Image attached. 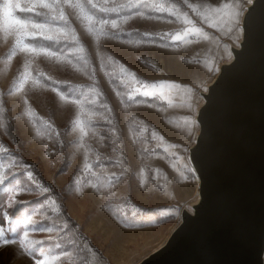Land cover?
<instances>
[{
	"label": "rangeland",
	"instance_id": "374dc122",
	"mask_svg": "<svg viewBox=\"0 0 264 264\" xmlns=\"http://www.w3.org/2000/svg\"><path fill=\"white\" fill-rule=\"evenodd\" d=\"M249 1L239 0V38L233 39L222 35L219 28L204 23L188 9L184 0H132L134 6L122 9L121 14L139 11L145 15L122 24L123 32L115 37L101 40L99 52L104 59L103 69L96 55L95 41L77 23L78 35L90 62L87 74L39 57L36 65L61 82L54 85L51 81H42L49 85L48 88L27 83L18 91L25 57L17 51L9 60L14 38L0 33V107L3 108L0 146L7 149L0 152V163L15 164L10 180L24 189L17 197L22 203L7 209L11 219H0V226L5 229L16 225V232L6 231V238L17 241L8 245L0 243V264H35L36 259L46 255L60 256L57 264H136L165 243L181 219V208H189L198 197L194 169L188 158L189 147L199 129L195 119L197 108L203 101L201 93L207 90L208 83L217 73L219 60L226 55L228 46L225 50V45L228 42L234 46L239 44L242 17ZM117 2L127 3L128 0ZM222 2L226 0H189L195 5L218 6ZM160 6L164 9L175 6L180 13L188 12L210 39L195 35L187 38L190 43L173 39L183 35L187 25L168 11L159 10ZM101 15L116 17L115 13ZM148 16L160 19H147ZM217 36L220 37L218 47L213 43ZM61 48L68 50L65 42L55 45V50ZM210 48L215 51L211 59L207 56ZM120 65L135 74L139 83L131 86L122 83ZM91 68H95L94 74ZM161 83L191 88L192 92L187 93L191 100L182 98L175 89L168 92L167 87L166 97L159 93L148 97L137 93L132 101L127 98L133 86L151 88L159 87ZM51 87L64 93L73 89L79 97L72 96L74 93L69 97L84 100V107L96 113L88 122V135L83 141L79 129L73 125L79 110L61 101ZM92 88L96 91H89ZM117 91L120 96L116 95ZM186 116L195 120L190 131L183 119ZM108 120L112 121L111 125ZM8 121L16 125L24 140L19 143L21 148L10 135ZM112 127L115 133L110 130ZM153 131L163 137V141L152 139ZM171 144L179 147L166 151L165 146ZM144 147L149 152H143ZM63 148L68 152L65 167L62 165ZM86 155L88 162L93 164L95 175L84 171ZM117 159L122 160V166L116 164ZM173 163L179 172L172 167ZM24 165L33 172L36 184L49 188V193L40 195L36 184L27 178ZM125 169L127 171L119 180L110 175L120 176ZM110 180L113 186L109 189ZM90 183H96L105 195L101 196ZM109 191L114 195H109ZM6 199L7 194L0 192V212L6 209ZM49 200H54L55 205L48 203ZM53 207H58L59 211L54 212ZM37 212L39 215L34 214ZM29 215L33 216L37 228L36 231L29 230V238L40 241L33 245L32 255L25 253L19 244L24 230L19 222ZM60 215L64 216L60 219ZM142 217H150L153 224L134 226V222ZM65 223L68 228L73 227L75 233L66 232L68 228L59 235L38 230L41 226L60 228ZM70 238L78 240L68 245ZM65 252L70 255H63Z\"/></svg>",
	"mask_w": 264,
	"mask_h": 264
},
{
	"label": "water",
	"instance_id": "95a60500",
	"mask_svg": "<svg viewBox=\"0 0 264 264\" xmlns=\"http://www.w3.org/2000/svg\"><path fill=\"white\" fill-rule=\"evenodd\" d=\"M241 28L197 108L198 197L136 264H264V0L246 5Z\"/></svg>",
	"mask_w": 264,
	"mask_h": 264
},
{
	"label": "snow or ice",
	"instance_id": "6c2138e0",
	"mask_svg": "<svg viewBox=\"0 0 264 264\" xmlns=\"http://www.w3.org/2000/svg\"><path fill=\"white\" fill-rule=\"evenodd\" d=\"M140 2V0H137ZM184 4L187 5L188 9L191 10L196 16L204 23L210 24L211 28H219L222 35L232 36L233 39H238V33L240 29V11L241 5L239 0H226V2L220 3L218 6L211 4L205 5H195L189 3V0H184ZM132 0H128L127 3L117 2V0H0V33L5 34L8 37L14 38V48L12 55L9 56V60L16 55L17 51L22 53L25 57V62L23 65V72L20 74L21 82L18 88L22 90L24 85L31 83L33 87L48 88L49 85L42 81H51L54 85H59L61 82L54 80L51 76L47 75L44 70H42L38 65H36V60L39 57L45 58L47 61L64 64L71 66L72 69L76 71H82L87 74V70L90 67V62L86 59V48L81 42V39L78 35V30L76 24L86 31L88 36L95 41L97 46L96 55L100 59V67H104V59L99 52V47L101 40L103 38H112L115 37L118 33L123 32L121 28L122 24L128 23L136 16L143 17L145 14L143 12H134L129 15L121 14V10L124 8L133 7ZM203 9V10H201ZM161 11H168L171 15L175 16L177 20H182L183 24L187 25L184 28L183 35H176L173 37L175 40H184L186 43H190L187 38L190 36H203L205 40H209V35L203 31L202 28L196 26V22L189 16L188 12L180 13L178 9L173 6L169 9H164L163 6H160ZM115 13V18H108L102 16L101 14ZM37 17H43L42 20L37 19ZM147 19H160V17L148 16ZM149 35V33H145ZM220 37H215L213 43L218 47V41ZM45 42H51L46 44ZM61 42L66 43L68 48L65 51L63 48L55 50V45L60 44ZM70 42V43H69ZM165 47V45H161ZM225 50H227V45H225ZM109 60L112 58L109 57ZM209 66L211 61L208 62ZM92 73H95V68H91ZM120 80L122 83H127L131 85L138 84L139 81L136 80L135 74L130 73L123 65H120ZM107 75V73H105ZM167 87L168 92H171L173 89L181 95L182 98H185L190 101L191 96H188L187 93L192 92L191 88H181L179 84H165L161 83L159 87L153 86L147 88L143 85L140 87H131V90L128 93V100L132 101L137 93H142L143 96H156L157 93L161 97H166L165 88ZM206 90V89H205ZM51 91L56 93L59 96L60 100L75 106L79 111L77 118L73 121L74 127L79 129L80 139L83 141L84 137L88 135L89 131V121L92 119L96 113L87 110L84 107V100L74 99L65 95L63 91L58 90L57 87H51ZM91 92H95L94 88L89 89ZM99 95V93H97ZM117 96H120L119 91L116 92ZM25 104L28 103L27 98H25ZM94 102V101H93ZM171 103V101H170ZM151 107L152 105H148ZM106 107V106H105ZM188 107L191 108V104L188 103ZM110 110V109H109ZM3 112V108L0 107V113ZM29 116L32 115V110L29 107L28 111ZM185 121V126L191 129V126L195 124V120L190 116L183 117ZM108 123L111 125L112 121L108 120ZM115 133V128L110 129ZM39 133V129H37ZM152 139L163 141V137L158 136L155 131L152 133ZM84 147L83 143L80 145ZM179 147L176 144L166 145L165 150L174 149ZM116 149L114 148L113 151ZM186 150V149H185ZM7 149L3 146H0V152H6ZM143 152H149L147 147L142 149ZM170 155H175V153H170ZM99 159V157H97ZM116 164L122 166L123 162L120 159L116 160ZM15 167L14 163L5 165L0 163V192L7 194L6 199V209L0 212V219L3 221H8L11 219L9 211L7 209L13 208L15 205L22 203L18 200L17 197L24 192V189L18 185H14V182L10 180V177L13 176V169ZM29 166L24 165L23 170L26 171L27 178L36 184L33 172L27 170ZM172 167L176 169L177 172L180 170L176 168L175 163L172 164ZM85 172H89L93 175L95 173L93 170V164L88 162L87 155L85 156V162L83 164ZM127 169L124 172L120 173V176H117L115 173L110 174L112 177H115L119 180ZM159 175V169L156 170ZM183 175V173H180ZM7 182V183H6ZM143 182V180H142ZM39 189L41 196L49 193L50 189L43 187L39 184H36ZM111 180L109 181V189L112 187ZM90 187L96 189L97 192L104 196L105 192L96 183H90ZM164 187V185H162ZM109 195H114L109 191ZM48 203L55 205L54 200H49ZM43 207V205H41ZM54 212L59 211L58 207H53ZM39 215V213H34ZM23 226V235L19 239L20 247L24 249L25 253L32 255L33 245L39 244V240H33L29 238V230L36 231L37 228L34 226V219L32 215L26 216L21 222ZM69 226L65 223L62 227L57 228L55 226L49 227H39L40 232L53 233L55 232L59 235L61 232H64ZM6 231L16 232V225H13L9 229L0 226V243L4 245L15 244L16 240H10L6 238ZM74 243V241H72ZM63 255L68 256L70 253L65 252ZM60 256H44L43 259H36L35 264H57L60 261Z\"/></svg>",
	"mask_w": 264,
	"mask_h": 264
},
{
	"label": "trees",
	"instance_id": "16d2710c",
	"mask_svg": "<svg viewBox=\"0 0 264 264\" xmlns=\"http://www.w3.org/2000/svg\"><path fill=\"white\" fill-rule=\"evenodd\" d=\"M65 89H66V86L63 85V90L65 91ZM73 91H74L73 89L69 88L68 91L65 92V93L68 96H70V95H72L74 93L72 96H74L75 98L76 97H79V95L77 94L78 92H73ZM8 124H9V132H10V135L15 140V144L21 148V146H20L19 143L24 141L23 138H22V136H21V134L18 132V129H17L16 125L13 122L8 121ZM64 148H63V152H62L63 155H64V156H62V157H64L62 165H64V167H65V165L67 164L68 152ZM64 167H63V169H64ZM57 196H59L60 199H61V201H62V197L60 195H58V194H57ZM62 216H64V215H60L58 218L61 219ZM150 217L149 218L142 217L140 220L134 222V224H135L134 226H140V227H142V226H150L151 224H153V222L151 221V218ZM66 232L75 233V231L73 230V227H71V226H70V228H68V231H66ZM77 240L78 239L70 238V242H67L66 244L73 245L72 241L76 242ZM73 248H75V247H73Z\"/></svg>",
	"mask_w": 264,
	"mask_h": 264
},
{
	"label": "crops",
	"instance_id": "0c3cea01",
	"mask_svg": "<svg viewBox=\"0 0 264 264\" xmlns=\"http://www.w3.org/2000/svg\"><path fill=\"white\" fill-rule=\"evenodd\" d=\"M230 43L228 42V50L226 51V55L223 57V58H221L220 60H219V62H218V66H217V68H219V66H220V64L222 63V62H224V61H228V60H230L231 58H232V52H231V46L230 45H234L233 43H231L230 45H229ZM212 47V46H211ZM214 50H212V48H210L209 50H208V57H209V59H211L210 57H212L213 56V54H214ZM217 72H218V70H217ZM217 74V73H216ZM216 74H215V76H216ZM214 76V77H215ZM213 77V78H214ZM213 80V79H212ZM210 83V82H209ZM208 83V84H209ZM194 191H196V186H195V188H194Z\"/></svg>",
	"mask_w": 264,
	"mask_h": 264
},
{
	"label": "bare ground",
	"instance_id": "6f19581e",
	"mask_svg": "<svg viewBox=\"0 0 264 264\" xmlns=\"http://www.w3.org/2000/svg\"><path fill=\"white\" fill-rule=\"evenodd\" d=\"M251 1V0H250ZM249 1V2H250ZM194 174H195V182H196V185H197V192H198V184H199V179H198V176L196 175L195 171H194Z\"/></svg>",
	"mask_w": 264,
	"mask_h": 264
}]
</instances>
